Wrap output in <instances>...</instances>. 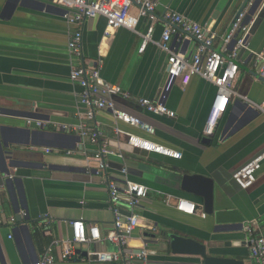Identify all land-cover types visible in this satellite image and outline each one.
I'll return each mask as SVG.
<instances>
[{"label": "crops", "instance_id": "obj_1", "mask_svg": "<svg viewBox=\"0 0 264 264\" xmlns=\"http://www.w3.org/2000/svg\"><path fill=\"white\" fill-rule=\"evenodd\" d=\"M152 1L157 4L159 19L156 40L161 39L166 24L165 12L171 10L214 33V48L227 59L236 42L227 43L226 39L239 13L251 6L247 0ZM263 7L264 1L248 22H254L248 39L250 49L237 51L234 61L239 75L234 95L211 136L205 129L217 95L213 84L198 76H193L186 87L176 84L166 100L175 118L148 113L139 101L159 99L167 78V54L154 44L140 53L142 37L128 29L107 37L103 17L81 24L86 67L99 66L107 82L130 94L129 99L116 97L118 108L156 129L154 136H148L116 123L110 111L96 110V128L102 138L125 155L123 160L110 158L103 176L98 172V162L92 159L95 146L89 141L80 146L76 135L56 129L79 126L86 113L81 105L82 89L70 80L68 39L75 27L63 18L65 10L52 0H0V264H35L50 247L54 264H112L90 257L93 252L117 251L106 240L115 216L105 176L117 183L128 179L149 188L148 198L135 211L140 222L128 240L126 253H138L146 247L153 263H201L198 257L173 254L167 242L157 243L161 233L167 232L205 244L214 256L252 264L244 244V227L255 225L264 235V165L248 190L234 182L233 174L264 150V81L252 54H264ZM148 25L143 20L139 32L146 33ZM171 43L186 57L196 51L194 41L182 43L173 36ZM38 122L44 125L40 127ZM117 125L183 156L178 160L125 152L121 145L127 138L116 135ZM72 151L75 153L69 155ZM15 161L24 166H15ZM124 168L127 175L121 172ZM196 173L215 180V212L205 218L203 199L180 188L184 174ZM180 199L200 205L197 214L179 211ZM16 216L22 217L24 224H12ZM75 220L97 226L102 240L80 246L81 253L64 260L60 244L72 240L70 222ZM26 223L30 231L24 228ZM226 242H238L239 246L225 247Z\"/></svg>", "mask_w": 264, "mask_h": 264}, {"label": "built area", "instance_id": "obj_2", "mask_svg": "<svg viewBox=\"0 0 264 264\" xmlns=\"http://www.w3.org/2000/svg\"><path fill=\"white\" fill-rule=\"evenodd\" d=\"M53 3L61 6L65 12L63 18L75 27L68 39V47L71 57L70 80L78 84L82 89L81 105L86 108V113L81 117L82 123L77 127L58 126L56 129L63 133H70L84 141H89L95 146L96 151L92 159L99 164L98 172L104 176L109 167L108 161L112 157L124 159L122 151L113 149L108 140L102 138L96 128V110H108L112 113L116 123H123L154 136V126L135 116L128 111L118 108L116 97L129 99L130 94L124 91L119 85L107 82L101 75L99 66L86 67L83 53V32L81 24L86 19L103 17L107 21L106 36L109 37L119 29H128L142 37V44L139 52L144 53L149 45L154 44L168 56V69L166 83L157 101L141 99L139 104L148 113L156 116L175 118L176 113L166 106L168 93L180 83L183 87L190 84L193 76H198L217 88V95L211 106L209 119L205 134L211 136L218 125L220 117L227 111L230 99L234 95V88L239 75V66L234 61L237 59V51L241 48L249 50V36L251 24L246 23L247 12L240 13L233 24L231 32L226 39L227 43L236 41L232 53L227 59L221 52L214 48L216 35L209 29L192 21L188 17L167 10L164 15L166 22L160 40L154 38L155 27L159 22L156 15L157 4L152 0H52ZM253 1V0H252ZM251 5V3H250ZM147 20L149 25L146 33L139 32L140 23ZM177 36L183 42L194 41L196 51L191 57H186L179 49L173 47L172 38ZM255 65L259 67L261 78L264 79V54L254 52ZM2 110L0 109V116ZM44 122H38L43 126ZM118 137L125 136L127 144L133 148L147 151L149 154H157L168 158L181 159L182 153L172 148L160 145L146 137L128 132L115 127ZM51 151V150H48ZM75 152H69V155ZM264 165V150L245 163L233 174L234 182L243 190H248L257 181L258 173ZM127 175V169L122 171ZM11 179L13 175L9 176ZM105 182L109 193L110 209L115 216L114 228L107 235L106 240L116 246V252H93L90 257L94 261L112 264H157L150 259L149 250L144 247L138 253H126L128 240L138 228L140 216L137 211L142 202L149 196V188L140 183L126 179L123 183H117L105 176ZM177 209L189 215L198 212L197 204L180 199ZM125 213L132 215L126 216ZM25 216V215H24ZM205 218L206 214L203 212ZM72 229V240L62 245V259L70 260L77 256V250L82 245H88L102 240L100 230L97 226L86 225L83 220L70 222ZM246 245L249 248L252 264H264V235L252 224L244 227ZM56 261L52 255V248H48L43 259L35 264H54Z\"/></svg>", "mask_w": 264, "mask_h": 264}, {"label": "water", "instance_id": "obj_3", "mask_svg": "<svg viewBox=\"0 0 264 264\" xmlns=\"http://www.w3.org/2000/svg\"><path fill=\"white\" fill-rule=\"evenodd\" d=\"M264 0H247V5L251 3L249 11H247L246 23H248L258 12ZM264 8V7H263ZM243 10L240 12L242 13ZM239 13V14H240ZM236 42V41H235ZM263 79V78H262ZM264 81V79H263ZM116 101L119 98H115ZM121 100V99H120ZM126 102V101H125ZM75 140L78 142L81 141L79 137L75 136ZM208 141V139H204ZM121 149L128 153H134L135 155L141 157H148L149 153L144 150L133 148L127 143L121 145ZM14 162V161H13ZM15 166H24V163L20 161H15ZM180 188L184 193L194 195L203 199V209L206 215H214L215 212V180L211 177L202 175V174H184L180 178ZM200 208V205H197V209ZM4 208L2 209V211ZM126 216H131V213H125ZM24 219L20 216H16L12 224L23 223ZM24 224V223H23ZM24 228L31 230L30 224L26 223ZM167 242L170 246V249L175 255H184V256H193L201 259L200 264H245L244 260L232 258V257H220L214 256L209 253L208 248L205 244L196 241L192 238H186L177 234L163 232L160 235L157 243ZM246 244V243H244ZM239 246L238 242H226L225 247H235ZM77 253H81L80 250ZM85 255L87 253H84Z\"/></svg>", "mask_w": 264, "mask_h": 264}]
</instances>
